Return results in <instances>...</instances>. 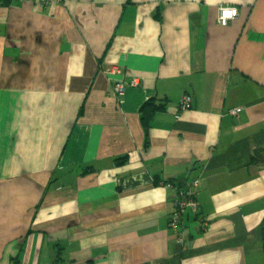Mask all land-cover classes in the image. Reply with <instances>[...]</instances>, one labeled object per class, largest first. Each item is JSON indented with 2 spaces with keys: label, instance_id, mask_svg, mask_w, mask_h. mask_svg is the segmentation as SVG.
Returning <instances> with one entry per match:
<instances>
[{
  "label": "crops",
  "instance_id": "crops-1",
  "mask_svg": "<svg viewBox=\"0 0 264 264\" xmlns=\"http://www.w3.org/2000/svg\"><path fill=\"white\" fill-rule=\"evenodd\" d=\"M263 224L264 0L0 6V264H264Z\"/></svg>",
  "mask_w": 264,
  "mask_h": 264
},
{
  "label": "built area",
  "instance_id": "built-area-1",
  "mask_svg": "<svg viewBox=\"0 0 264 264\" xmlns=\"http://www.w3.org/2000/svg\"><path fill=\"white\" fill-rule=\"evenodd\" d=\"M12 0H0V6ZM25 1V0H19ZM35 3L40 9L45 10L54 4H62L65 0H28ZM240 14V10L235 6H221L219 11L218 21L220 24H228L230 21L236 19ZM107 70L115 72L119 68L117 66H111ZM141 81L138 78L132 79L128 83L117 82L114 85V90L117 96L123 95L128 87H136L140 85ZM194 97L191 94H186L181 100V110L190 109L193 106ZM242 108H235L230 110V114L237 116ZM165 186L171 189H175V197L173 200L174 212L170 218V228L176 235L177 241L182 248L187 247L186 233H185V218L189 214L197 215L200 211V204L198 201V189L199 181L192 182L185 187L175 186L172 183H163ZM203 225H206L203 223Z\"/></svg>",
  "mask_w": 264,
  "mask_h": 264
},
{
  "label": "trees",
  "instance_id": "trees-1",
  "mask_svg": "<svg viewBox=\"0 0 264 264\" xmlns=\"http://www.w3.org/2000/svg\"><path fill=\"white\" fill-rule=\"evenodd\" d=\"M146 109L147 110L150 109L151 113H155V112L164 110L165 106L162 105V104L161 105L157 104V103H147V105L145 106L144 110H146ZM148 120H149V116L145 115L144 118H143V122H144L145 125H147ZM262 238H263V247H264V224H263V227H262Z\"/></svg>",
  "mask_w": 264,
  "mask_h": 264
}]
</instances>
